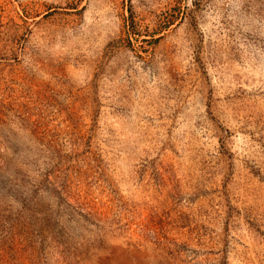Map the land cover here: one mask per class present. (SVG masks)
I'll use <instances>...</instances> for the list:
<instances>
[{"label":"rangeland","instance_id":"obj_1","mask_svg":"<svg viewBox=\"0 0 264 264\" xmlns=\"http://www.w3.org/2000/svg\"><path fill=\"white\" fill-rule=\"evenodd\" d=\"M0 264H264V0H0Z\"/></svg>","mask_w":264,"mask_h":264}]
</instances>
